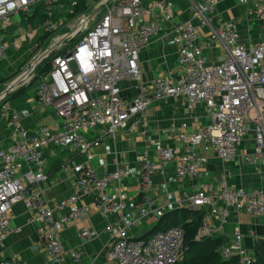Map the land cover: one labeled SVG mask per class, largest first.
Returning <instances> with one entry per match:
<instances>
[{
    "label": "built area",
    "instance_id": "built-area-1",
    "mask_svg": "<svg viewBox=\"0 0 264 264\" xmlns=\"http://www.w3.org/2000/svg\"><path fill=\"white\" fill-rule=\"evenodd\" d=\"M147 1V5H144ZM203 12L199 13L201 26H209V38L221 56L209 60L204 50L209 45L191 21L175 28L179 39L176 64L180 70L176 80L158 78L151 93H142L131 100L120 97L119 84L141 79L138 55L159 32V22L152 18L155 12H165L164 19L172 18V10L164 0H104V14L79 42L63 56L51 61L50 72L34 88L38 104L50 109L56 118V127L37 126L34 130L20 127V121L29 117L27 109H14L2 103L0 114L7 118L11 131L10 145L0 149V247L11 231L10 212L22 203L32 215L36 233L42 241L48 264H61L67 255L61 240L63 226L82 219L87 209L80 204L81 197L93 194L95 208L104 215H122L127 196L121 183L131 172L126 168L96 171L83 165L73 167L72 193L58 202L48 200L39 188L46 179L43 152L47 148L75 151L87 162L94 159L93 144L86 134L98 126H106L114 137L117 130L127 128L135 117V128L147 115L152 102L182 96L188 109L203 105L209 124L195 132H185V125L173 138L182 150L164 147L156 141L152 147L154 158L148 151L141 155L139 198L135 204L139 219L147 218L155 206L171 201L172 196H149L151 176L173 164L178 179L194 182L193 191L185 195L186 208L205 210L195 239L204 240L222 231L228 209L250 217L264 215V190L230 187L224 179H204L200 167L203 160L195 150L213 152L225 162L235 157L248 166H264V0H237L249 16L259 23L260 39L247 44L239 43V35L229 28L210 25L207 17L214 13L219 0H199ZM58 0H0V23L16 12L29 14L37 5L48 7L46 19L41 23L44 32L51 33L59 25L52 19V7ZM86 20L87 29L89 19ZM82 18V19H83ZM77 32L71 34L74 36ZM7 45L0 30V58L6 57ZM33 74L28 76L29 81ZM133 127L131 129H133ZM250 136L249 152L238 153L244 139ZM249 146V145H248ZM108 150V148H106ZM26 170L19 174L18 164ZM104 167V164L100 162ZM62 214L56 218L55 214ZM219 221L218 227L211 219ZM124 220L122 228L108 226L105 231L113 238L108 259L116 264H177L184 254L183 232L180 227L160 231L144 239L129 238ZM79 236L90 240L95 232L82 229ZM81 254L71 252L72 261ZM222 260L236 258L238 264H252L253 253L242 244L236 231L232 239L220 250ZM7 264V263H0Z\"/></svg>",
    "mask_w": 264,
    "mask_h": 264
},
{
    "label": "crops",
    "instance_id": "crops-1",
    "mask_svg": "<svg viewBox=\"0 0 264 264\" xmlns=\"http://www.w3.org/2000/svg\"><path fill=\"white\" fill-rule=\"evenodd\" d=\"M164 1L172 10V18L165 20V12L159 11L155 12L153 17L144 18L147 21L156 19L160 30L152 37L149 45L139 52L140 81H125L119 84L120 97L124 100H131L140 94L137 88L138 83L142 87V93L148 94L152 92L156 79L176 80L179 77L180 70L176 64V56L180 45L174 30L183 22L191 21L197 26L202 41L209 45L205 48L204 55L209 60L220 59L219 50L210 41L209 26L200 24L199 13L203 12L201 2L199 0ZM58 2L55 6L59 5L61 9L64 0H58ZM143 3L147 5L148 2ZM37 7V15L29 20V16ZM71 7H74V4ZM47 8L37 5L29 14L16 12L0 23L1 34L7 45L6 57L0 58V78H9L18 70L22 72L42 51L48 49L49 37L43 39L44 31L39 21V15L45 14ZM207 17L210 19L211 26L215 28L223 26L236 32L239 35L240 44L257 42L260 39L258 21L254 16H249L246 8L240 6L237 0H219L214 13ZM24 23H27V28L23 27ZM69 34V32L64 33L62 38H67ZM18 76L20 73L1 84L0 93ZM34 88L35 86L23 96L8 101V105L14 109L29 111V117L22 119L19 124L25 130H34L37 126L55 128L57 120L53 112L38 104L34 96ZM136 120L135 117L130 118L127 128L117 130L114 137L108 133L106 126H98L87 132L85 137L93 144L91 152L94 159L91 162H87L75 151L56 148L44 150L46 179L40 183L39 188L51 202L61 201L72 193V169L76 165L89 166L98 176L102 175L104 170L112 171L117 168H126L131 172L129 178L120 185L122 192L127 196L126 208L122 215L100 213L94 206L93 194L81 197L80 204L87 209V213L84 218L70 221L63 226L61 240L67 255L61 264H116L108 259V251L113 240L105 231L108 226L121 229L123 221L128 220L131 226L124 229L125 235L137 239L146 234L163 214L185 208V195L193 191L194 182L189 179H178L173 164H168L164 170L156 171L151 176L152 186L149 196L154 198L170 194L171 201L155 206L147 218H138L135 204L139 198L141 155L144 151H148L149 156L154 158L152 145L156 141L161 142L164 147L182 150L180 144L173 142V138L181 130L182 125L186 126L185 132H195L209 124V117L204 106L197 105L193 109H188L185 98L182 96L164 98L152 102L145 119L134 128L133 124ZM10 142L11 131L7 118L0 114V149L7 148ZM250 143L251 137L247 136L238 148V153L249 152ZM195 153L203 159L200 167L206 181L211 182L212 178L224 179L230 187L264 190V166H248L238 156L223 162L213 152L204 151L202 147H198ZM100 162L104 164V167L100 165ZM18 170L19 174H22L26 170L25 164L19 163ZM61 215L63 213L55 214L56 218ZM154 221L156 222L149 229L148 227ZM150 223L152 224L149 225ZM211 225L214 228L218 227L219 221L212 218ZM36 227L29 210L22 203L15 205L10 212L11 231L5 237L3 247H0V263L48 264ZM82 229L95 232V236L90 240L81 239L79 233ZM236 231L242 236L243 247L252 253L255 242L264 239V215L250 217L229 208L224 229L217 231L214 235L225 238L227 244ZM71 252L81 254L78 262L72 261Z\"/></svg>",
    "mask_w": 264,
    "mask_h": 264
},
{
    "label": "trees",
    "instance_id": "trees-1",
    "mask_svg": "<svg viewBox=\"0 0 264 264\" xmlns=\"http://www.w3.org/2000/svg\"><path fill=\"white\" fill-rule=\"evenodd\" d=\"M87 0H76L74 7H72L71 13H68V16H75L80 13H83L88 8ZM62 2V1H61ZM59 3V2H58ZM86 3V4H85ZM105 8V6H103ZM38 13V7L35 8L33 14L29 16L30 19ZM104 14V13H103ZM46 19V14L39 15V21L42 23ZM55 19V18H54ZM53 19V20H54ZM49 33L44 32L42 36L43 39L48 38ZM82 36H76L69 44L75 45L81 40ZM70 39V37H68ZM67 43V40H65ZM65 43V42H63ZM73 48V47H72ZM61 49V48H60ZM55 51L54 53L49 54L42 62H40L33 73L32 79L28 84H23L12 92L8 93L1 101L2 103H8L13 99H17L23 96L27 91L35 86L37 82L45 77L51 69V61L57 56H63L67 53V50ZM19 73V70L9 78H0V85L9 81L11 78L15 77ZM205 215L203 210L192 211L188 208H181L172 210L163 214L156 224L143 236L138 239H144L150 235L165 231L172 227H180L183 232V243H184V254L182 259L177 264H238L236 258L230 260H222L220 256L221 248L226 244L225 238L221 236L213 235L204 240L197 241L195 239L197 231L201 225L202 219ZM253 262L252 264H264V239L257 240L253 249Z\"/></svg>",
    "mask_w": 264,
    "mask_h": 264
},
{
    "label": "rangeland",
    "instance_id": "rangeland-1",
    "mask_svg": "<svg viewBox=\"0 0 264 264\" xmlns=\"http://www.w3.org/2000/svg\"><path fill=\"white\" fill-rule=\"evenodd\" d=\"M75 1L76 0H69V2H68V0H64L63 4L61 5V9H59V5L58 6H53V8L55 7L54 9L52 8V10H53L52 12H55V13L52 14V19L55 18L53 21L57 22L58 25H59L58 29L56 31H54V32L49 33V36H48L49 37L48 40H47L48 43H49L48 48L52 47V50H53L52 53H54L55 51H58L60 48L64 49V50H67V51L71 50L72 47H74L76 44L72 46L69 43L76 36L80 35V36L83 37L86 34V31L88 29H90L91 27H93L95 22L98 19H100V17L103 15V13L106 10V8L103 7L104 6V3H103L104 0H87L86 2L88 4L87 5L88 8L86 9L85 12L80 13V14L75 15V16H70L69 17L68 13H71V11H72L71 5L75 4ZM83 17H87L89 19L87 29H81V30H79V32L76 31L77 33L74 34L73 37H71L72 31L76 30L79 21ZM23 27L27 28V23H24ZM68 32L70 33L69 36H68V37H70V39H68V37L63 39L62 36L64 35V33H68ZM53 39H54V41H53ZM65 40H67V43H66ZM63 42H65V43H63ZM52 43H53V45H52ZM44 51H46V50H44ZM42 54H43V51L39 54L38 57L44 56ZM47 56H48V54L45 57H43L42 60H44ZM42 60L40 62H42ZM34 61H35V59L33 61H31L28 65L32 64ZM28 65H27V67H28ZM27 67H25L23 71H25L27 69ZM22 72L20 71L19 73L21 74ZM30 80L29 81H25V84H28V82H30ZM155 222L156 221L152 222L153 224L150 223L149 225H151V224L152 225L149 226L148 228L150 229L154 225Z\"/></svg>",
    "mask_w": 264,
    "mask_h": 264
},
{
    "label": "water",
    "instance_id": "water-1",
    "mask_svg": "<svg viewBox=\"0 0 264 264\" xmlns=\"http://www.w3.org/2000/svg\"><path fill=\"white\" fill-rule=\"evenodd\" d=\"M52 47L46 49V51L43 52L41 57H38L35 59V61L30 64L27 69L20 74L7 88H5L1 93H0V101L10 92H12L15 88L25 84L24 80V75L27 74V76L31 75L34 73L36 65L45 57L47 54L49 55L52 53Z\"/></svg>",
    "mask_w": 264,
    "mask_h": 264
},
{
    "label": "bare ground",
    "instance_id": "bare-ground-1",
    "mask_svg": "<svg viewBox=\"0 0 264 264\" xmlns=\"http://www.w3.org/2000/svg\"><path fill=\"white\" fill-rule=\"evenodd\" d=\"M86 20H84V18L83 19H81L80 21H79V23H78V26H77V28H76V30L75 31H77L80 27L82 28V27H85V25H86ZM75 31H72V33H74ZM71 33V34H72ZM28 79V76H27V74H25L24 75V80H27Z\"/></svg>",
    "mask_w": 264,
    "mask_h": 264
}]
</instances>
